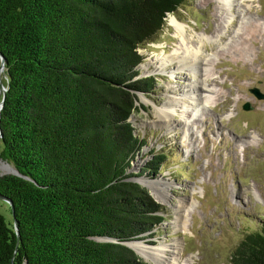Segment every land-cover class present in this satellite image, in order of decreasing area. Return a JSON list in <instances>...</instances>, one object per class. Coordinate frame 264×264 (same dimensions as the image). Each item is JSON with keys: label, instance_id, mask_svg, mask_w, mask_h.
<instances>
[{"label": "trees", "instance_id": "1", "mask_svg": "<svg viewBox=\"0 0 264 264\" xmlns=\"http://www.w3.org/2000/svg\"><path fill=\"white\" fill-rule=\"evenodd\" d=\"M185 1L0 0V160L22 175L0 176V264H151L124 244L166 219L126 173L146 142L137 93L154 84L137 50ZM228 264H264V219Z\"/></svg>", "mask_w": 264, "mask_h": 264}, {"label": "rangeland", "instance_id": "2", "mask_svg": "<svg viewBox=\"0 0 264 264\" xmlns=\"http://www.w3.org/2000/svg\"><path fill=\"white\" fill-rule=\"evenodd\" d=\"M230 2L227 8L221 0H186L166 15L153 41L137 50L142 56L138 77L151 76L154 84L151 92L137 93L139 109L131 122L146 142L126 173L132 174L130 180L149 181V194L164 208L166 219L138 234L134 242L150 248L166 245L167 256L175 242L177 264H228L244 234L264 219V98L249 91L257 87L264 92V30L260 34L252 27L264 28V0ZM170 14L185 24L188 35L223 33L217 45L205 42L206 50L215 52L211 103L194 107L189 99L170 108L167 121L158 112L168 96L184 92L193 76L186 68L169 76L143 65L177 42ZM177 67L172 63L165 71ZM245 102L250 110L242 108ZM156 151L166 158L156 174L148 175L142 168ZM4 174L0 160V176ZM153 182L160 183V189L153 190ZM0 214L12 222L9 205L1 198Z\"/></svg>", "mask_w": 264, "mask_h": 264}, {"label": "bare ground", "instance_id": "3", "mask_svg": "<svg viewBox=\"0 0 264 264\" xmlns=\"http://www.w3.org/2000/svg\"><path fill=\"white\" fill-rule=\"evenodd\" d=\"M221 1H223L222 5L227 6V8L232 5L230 0ZM168 17V23L175 29V36L178 40L177 42H174L173 47L170 51L165 52V50L162 49L163 53L161 55H157L155 59H147V63L143 65V68L147 69L148 66H152L153 71H157L159 73L166 72L169 76H172L176 70H182L186 68L193 76V78L190 79L191 83L189 82L185 85L184 92L181 94H177V97L168 96V100L164 103L162 111L158 112V114L162 113L164 115L163 120L165 119L167 121H170L172 114L170 108H176L179 104L189 101V99L195 102L194 107L203 103H211V99L213 97V94H215V90L212 89V87H210L209 85L215 83L214 77H216V71L215 66L212 63L215 52L212 49V52H208L205 48V42L215 43L217 45L222 38L223 32L216 33L212 36H206L204 34L188 35L186 34L187 30L184 23L179 21L172 14H170ZM252 27L260 34H262L264 30L261 25L253 24ZM235 59L237 58L235 57ZM172 63L178 64V67L173 69L169 68L168 72L165 71L168 65ZM173 89H171L172 92L174 91ZM183 99H185V101ZM152 184H155L154 186H152V189L154 188L153 190L161 187L160 183L158 182H153ZM158 195L163 199V192L161 190ZM131 245L141 256L151 259L155 262V264H177L178 257L176 256L177 254L174 251L175 249H177V245L175 244V242L170 244L173 248L170 256L166 255V245H158L157 247L152 248L142 244L141 242H133L131 243Z\"/></svg>", "mask_w": 264, "mask_h": 264}, {"label": "water", "instance_id": "4", "mask_svg": "<svg viewBox=\"0 0 264 264\" xmlns=\"http://www.w3.org/2000/svg\"><path fill=\"white\" fill-rule=\"evenodd\" d=\"M0 60H1V64H0V71H2L3 69V56L2 54L0 53ZM6 88L4 86H1V91H3V94L5 92ZM249 91L251 93H253L258 99H261V98H264V92H261L257 87H252L249 89ZM2 106V101L0 102V108ZM242 108L245 109V110H250L252 107L250 105L249 102H245L243 105H242ZM2 164H3V167H4V172L5 174H15V175H18V176H22L16 168H14L12 165H10L8 162H5V161H2ZM143 178H140L139 180H133L135 182H137L138 184H140L141 186L147 188V189H151V186L149 185V181H147L145 178L143 180H141ZM132 180V179H131ZM0 198L3 199L4 201L8 202L9 205L11 204L10 200L7 199L5 196L1 195L0 194ZM11 209H12V212H13V207L11 205ZM13 228L15 230V233L17 235V237L19 236V232H18V227H17V223L15 220H13ZM135 240H132V241H128L126 243H124L127 247L131 248L138 256H139V253L136 251V249L131 245V243H133ZM145 260V259H144ZM146 261V260H145Z\"/></svg>", "mask_w": 264, "mask_h": 264}]
</instances>
